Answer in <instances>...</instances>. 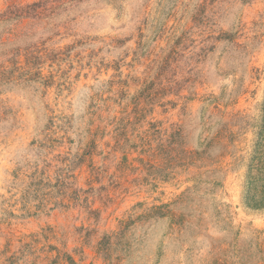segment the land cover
Returning a JSON list of instances; mask_svg holds the SVG:
<instances>
[{
	"label": "rangeland",
	"instance_id": "obj_1",
	"mask_svg": "<svg viewBox=\"0 0 264 264\" xmlns=\"http://www.w3.org/2000/svg\"><path fill=\"white\" fill-rule=\"evenodd\" d=\"M257 203L264 0H0V264H264Z\"/></svg>",
	"mask_w": 264,
	"mask_h": 264
},
{
	"label": "trees",
	"instance_id": "obj_2",
	"mask_svg": "<svg viewBox=\"0 0 264 264\" xmlns=\"http://www.w3.org/2000/svg\"><path fill=\"white\" fill-rule=\"evenodd\" d=\"M36 4V3H35ZM29 6V5H28ZM12 7H14V8H12ZM12 7H9V9H10V11H9V13L10 14H15V15H18V14H20V13H22V12H24V13H30L29 12V9H25V8H23V7H21V6H12ZM30 7V10H32V7L31 6H29ZM28 7V8H29ZM8 9V10H9ZM12 10V11H11ZM7 12V11H6ZM32 12V11H31ZM23 15V14H22ZM255 205H258V206H263L264 204L263 203H257V204H255Z\"/></svg>",
	"mask_w": 264,
	"mask_h": 264
}]
</instances>
